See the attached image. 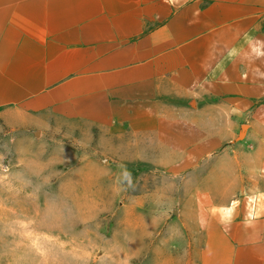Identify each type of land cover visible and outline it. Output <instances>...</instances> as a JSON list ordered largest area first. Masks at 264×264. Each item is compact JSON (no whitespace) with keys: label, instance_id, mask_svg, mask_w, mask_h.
<instances>
[{"label":"crops","instance_id":"crops-1","mask_svg":"<svg viewBox=\"0 0 264 264\" xmlns=\"http://www.w3.org/2000/svg\"><path fill=\"white\" fill-rule=\"evenodd\" d=\"M51 118L232 146L240 190L188 199L189 264H264V0H0V135Z\"/></svg>","mask_w":264,"mask_h":264},{"label":"rangeland","instance_id":"rangeland-1","mask_svg":"<svg viewBox=\"0 0 264 264\" xmlns=\"http://www.w3.org/2000/svg\"><path fill=\"white\" fill-rule=\"evenodd\" d=\"M247 127L238 136L245 138ZM167 134L63 118L42 130H5L0 264L193 262L196 243L185 229L198 206L188 199L200 186L214 201H223L225 190L238 192V163L232 146L223 159L184 160L200 148L173 144Z\"/></svg>","mask_w":264,"mask_h":264}]
</instances>
